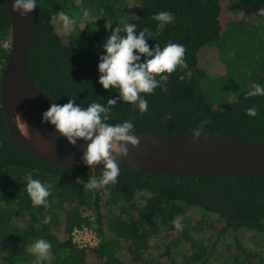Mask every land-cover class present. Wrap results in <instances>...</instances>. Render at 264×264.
I'll return each instance as SVG.
<instances>
[{"label": "trees", "instance_id": "1", "mask_svg": "<svg viewBox=\"0 0 264 264\" xmlns=\"http://www.w3.org/2000/svg\"><path fill=\"white\" fill-rule=\"evenodd\" d=\"M229 1L238 3L236 12L228 10ZM36 7L27 71L39 90L61 104L74 98L82 107L91 102L107 106L114 99L108 122L131 120L135 132L186 133L207 121L202 133L264 141V96L245 97L253 80L264 76V62L251 70L246 86L224 84L234 91L221 100H210L202 88L225 73L219 56L223 36L234 27L264 24L255 15L264 0H36ZM85 8L94 18L87 25L79 21L88 18ZM160 11L171 12L175 20L159 36H146V43L150 50L168 42L184 45L192 75L181 80L183 71L165 74V87L146 94L149 107L140 113L117 99V89L97 82L98 57L113 30L123 35V24L134 23L137 32L154 31L153 16ZM58 12L67 14L73 26L64 25ZM9 29L8 9L0 0V39ZM253 106L256 115H246L245 109ZM102 170L33 156L14 142L0 108V264H34L31 244L36 239L51 244L42 264H264V250L245 240L248 233L264 235V175L149 173L121 167L107 194L85 191L89 176ZM29 176L50 186L47 207L32 205L26 192ZM84 225L93 226L96 245L79 247L72 241V229Z\"/></svg>", "mask_w": 264, "mask_h": 264}, {"label": "clouds", "instance_id": "2", "mask_svg": "<svg viewBox=\"0 0 264 264\" xmlns=\"http://www.w3.org/2000/svg\"><path fill=\"white\" fill-rule=\"evenodd\" d=\"M36 7V0H12L11 11L21 18L28 15ZM83 16H89V10L83 9ZM255 15L264 18V7L256 9ZM58 18L64 25L72 23V19L64 12H58ZM157 21L155 30L150 31L143 28L136 31V24H123V35L113 30L107 41L102 45L103 54L98 57L97 70L100 75L97 82L104 88L118 90V97L121 102L133 105L140 113L148 110L146 94L153 93L154 89L165 87L168 76L174 71H183L179 79L190 77L192 72L187 67L184 59V45L168 42L163 47L159 44L151 50L146 43V36L155 38L165 29L166 25L174 22L175 17L171 12L160 11L153 16ZM135 50V54H134ZM141 54L144 59L141 62ZM186 70V71H185ZM264 76H258L249 85L245 97L264 96ZM69 99L62 105L50 104L41 113V123L48 122L54 126L55 131L65 137L69 144H75L76 140L82 138L88 141L82 155L86 166L103 162V170L99 176H89L83 185L85 191L103 190L107 194V187L117 183V177L121 167L117 160L127 155L128 147H135L138 140L135 136L134 124L131 120H123L119 123H109L110 106L114 105V99L107 100V106L97 102H91L86 107ZM248 116L256 115V108L245 109ZM20 122V131L25 138H28V128L19 115H16ZM201 122L191 129L192 139L196 140L203 132ZM50 186H46L39 179L27 178L26 192L30 197L33 206H48ZM151 197L152 193H145ZM51 244L45 239H36L31 244V253L34 256V264H42L50 256Z\"/></svg>", "mask_w": 264, "mask_h": 264}, {"label": "water", "instance_id": "3", "mask_svg": "<svg viewBox=\"0 0 264 264\" xmlns=\"http://www.w3.org/2000/svg\"><path fill=\"white\" fill-rule=\"evenodd\" d=\"M10 16V48L0 77V108L14 142L33 156L54 164L86 166L82 155L88 141L75 144L55 131L48 122L41 123V113L50 104L62 105L39 90L26 67L34 9L21 18L11 11L12 0H3ZM26 122L29 136L20 131ZM138 144L127 146L120 157V167L149 173L198 175H264V141H251L223 135L201 133L195 141L191 132H135ZM104 167L103 162L87 166Z\"/></svg>", "mask_w": 264, "mask_h": 264}, {"label": "rangeland", "instance_id": "4", "mask_svg": "<svg viewBox=\"0 0 264 264\" xmlns=\"http://www.w3.org/2000/svg\"><path fill=\"white\" fill-rule=\"evenodd\" d=\"M119 1L124 2V0ZM227 8L230 12H236L239 8L238 3L229 1ZM75 17L76 19H80L78 15H75ZM248 20L251 21V18H248ZM248 20H244V22L247 23ZM79 21L87 25V22H94V18L88 17ZM258 26L254 29L249 28L246 24L241 28L234 27L232 32L230 31V35L225 34L223 36V40L219 45V56L226 67L225 73L221 74L220 78L216 81L210 80L209 83L205 84L204 82L202 85L203 91L208 95L210 100H221L225 95L234 91L233 86H225L224 84L226 83L238 85L239 87L246 86L250 82L251 70L262 67L264 62V24L260 22ZM68 27H70L69 30L72 29L71 25ZM76 27L83 29L79 24ZM227 32L228 30L225 33ZM219 81L224 87L223 85H218ZM83 228L86 234L77 235L74 241L78 245L84 246L85 244L89 246V241H93L92 238L89 240V232L95 233V230L93 226L84 225ZM95 235L97 236L96 233ZM83 237L85 240H83ZM245 240L252 245V248L264 250V235L248 233Z\"/></svg>", "mask_w": 264, "mask_h": 264}, {"label": "built area", "instance_id": "5", "mask_svg": "<svg viewBox=\"0 0 264 264\" xmlns=\"http://www.w3.org/2000/svg\"><path fill=\"white\" fill-rule=\"evenodd\" d=\"M10 48V37L9 35L6 37H3L2 39H0V77L6 62V59L3 58V55L6 53V57H7V53L9 51ZM84 226L81 227H75L72 229L71 235H72V241L75 243L74 238L77 237V235H81V234H86V232L84 231L85 229L83 228ZM93 239V241H89V246H94L97 244L98 242V237L95 235V233H91L89 232V240ZM83 240L84 237H83ZM76 244V243H75ZM77 246L81 247V245L76 244ZM84 246H88L85 245Z\"/></svg>", "mask_w": 264, "mask_h": 264}]
</instances>
